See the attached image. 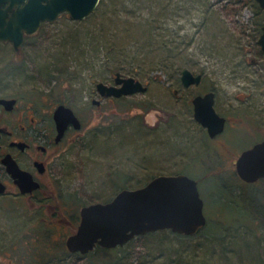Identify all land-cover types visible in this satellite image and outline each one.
Masks as SVG:
<instances>
[{"label":"rangeland","instance_id":"374dc122","mask_svg":"<svg viewBox=\"0 0 264 264\" xmlns=\"http://www.w3.org/2000/svg\"><path fill=\"white\" fill-rule=\"evenodd\" d=\"M259 7L257 0H101L90 19L74 21L67 14L43 25L19 58L10 44L0 42V67L15 70L17 95H32L48 108L64 101L76 107L86 123L84 141L65 148L58 181L74 207L71 215L79 216L84 205L112 198L115 189L134 188L151 176L177 173L187 166L185 174L201 179L209 229L218 236L215 242L174 238L164 244L166 250L176 249L172 259L197 263L215 255L214 264H264V182L243 186L231 173L235 164L225 165L219 179L207 177L201 165L176 164V147L190 135L164 136L176 113L175 119H186L180 110L186 96L208 88L216 91L219 109L226 110L231 97L235 107L250 105L253 115L239 125H258L264 135V56L258 51L264 17ZM249 52L258 64L248 61ZM185 68L200 73L203 81L179 97L178 81ZM118 70L141 79L149 90L136 97L103 101L100 109L94 108L88 97L96 91V83L112 81ZM154 122L160 123L162 134H144L143 130L156 131L151 128ZM59 193L33 199L34 207L27 200L22 215L0 210V264H9L13 256L16 264H39L34 259L35 245L48 239L58 245L74 232L72 218L56 226L49 223L56 220L54 216H65L51 205L58 204ZM235 197L240 199L231 203ZM22 222L27 229L22 230ZM143 242L136 241V249H130L133 257L148 251H143ZM203 242V247H197ZM154 255L161 257L155 264H167L161 247ZM67 261L54 264H74L76 258L69 256Z\"/></svg>","mask_w":264,"mask_h":264},{"label":"water","instance_id":"95a60500","mask_svg":"<svg viewBox=\"0 0 264 264\" xmlns=\"http://www.w3.org/2000/svg\"><path fill=\"white\" fill-rule=\"evenodd\" d=\"M264 8V0H257ZM100 0H0V40L11 41L16 48L24 43V34H34L43 22L55 21L63 12L74 20H82L93 14ZM3 4H7L4 7ZM259 38L264 50V25ZM117 85L97 83V90L104 97L130 95L147 91V86L134 76H115ZM203 76L185 68L181 74L186 88L200 84ZM121 84V86H119ZM215 93L197 95L194 99L195 119L208 129L211 135L220 133L226 120L214 108ZM0 103L12 106L16 100L1 99ZM54 116L61 134L72 122L78 128L81 122L71 107L58 106ZM7 162V161H6ZM237 171L247 182L264 178V141L247 149L237 160ZM11 172L20 178L23 191H33L39 184L19 168L10 165ZM0 190L5 186L0 183ZM197 180L185 174L158 175L143 187L123 188L110 201L92 202L80 210L81 220L75 233L66 241L67 249L74 253L88 254L96 246L114 249L125 246L140 235L171 229L176 234L197 235L207 224Z\"/></svg>","mask_w":264,"mask_h":264},{"label":"flooded vegetation","instance_id":"af4514ba","mask_svg":"<svg viewBox=\"0 0 264 264\" xmlns=\"http://www.w3.org/2000/svg\"><path fill=\"white\" fill-rule=\"evenodd\" d=\"M3 6L7 7V4H3ZM261 8L262 9L260 13H262L264 17V8L262 6ZM67 14L69 13L68 12L61 13L59 18L62 15H67ZM69 16L71 17V14H69ZM88 17L82 20H86ZM59 18L55 21L43 22L40 26L41 28L34 34L25 33L24 43L19 48H16L14 46V43L11 41L0 40V42L1 43L6 42L10 44L11 48L15 51L16 55L19 58L24 55L23 48L27 45V43L30 41L31 38L35 39L38 36L37 34L43 28L42 26L48 23H55L56 21L59 20ZM82 20H74V21H82ZM259 44L260 41L258 45ZM250 49L248 48V50ZM258 51L261 56H264V50L262 49L261 44ZM247 59L248 61L253 62L254 64L259 63L256 57L252 54V52H249ZM13 72H15V70H11L6 66L0 67V100L1 99L16 100V103L12 106H9L10 105L9 103L7 104L0 103V183L3 186H5L4 191L0 190V210L2 212H5V214L9 213V215L14 211L21 212L22 215L23 212H26L27 210V205H26L27 200H29L31 203L33 199H37L38 197L44 195L54 196L57 195L56 193L59 192H60L59 194L62 193V190L60 189V187H58L59 185L58 181L61 177V167L63 162L62 159L66 152L65 148L70 143H74L76 141H81V140L84 141V137H82V132L86 128L85 126L86 123L82 119L81 115H79L78 109L76 107H73L65 103L64 101L60 103L59 102L53 103L55 107L48 108V106L46 107L45 103H42L41 100L40 101L36 100L35 97H32V95L28 97L19 94L17 95V93L13 89L16 81L14 79ZM116 73L112 81H107L104 83L108 85H117L115 80ZM122 76L127 77L125 75ZM97 83H96V91H93V93L88 97L89 101H91V103L93 104L92 106L96 109L97 108L100 109L104 105L103 101H108V100L119 101L125 98H130L131 96L136 97L138 95L145 94L149 90L148 85L144 83L147 86V91L145 92L134 93L130 95H122L119 97H115V96L104 97L100 94V92H98ZM197 85H192L186 88H193V86H197ZM119 86H121V84H119ZM211 91L215 93L214 108L217 110L219 116L224 117L226 120L224 128L221 130L220 133H217L215 135H211V133L208 132V129L195 119V110H194L195 108L194 98L197 97V95L204 96ZM97 93L100 95V97H96L98 95ZM233 98L234 97H231L227 100V102L225 103L226 110H222L218 108L219 103H218L217 94L216 91L213 89L209 90L208 88L205 91H203L202 89L196 95L192 94L186 96L185 102L183 103L184 108L180 109L182 110L181 115L186 116V119L185 118L180 119V121L179 119H175L177 115L176 113L174 115L175 118L169 120L170 122L169 127L165 130L164 136L168 133H179L178 136L179 138H182L181 135L182 136L190 135L188 137H184L183 138L184 140H182L183 144L182 142H180V144L178 143L179 146L176 147V150L178 149L177 150L178 152L176 154L178 156V160L176 161V164L186 163L189 164L188 167H190V165L192 164L201 165L202 168L205 169L204 172L205 175H207V177L209 175H214L217 176L218 179H219L218 175L222 174V172L219 171L227 168L224 167L225 165L232 167L235 164V167L234 169L232 168L233 170H231L232 171L231 173L233 175H236L237 180H239L243 186H248V185L254 186L259 182H264V178H259L256 182L244 181L237 171L236 163L245 150L256 146V144L260 142H263L264 135L262 136L260 134L261 129L259 128L258 125L241 127L242 126L241 124L243 123L244 120L243 118L246 119V116L253 115L254 109H252L250 105H248L247 107L244 106L235 107L234 104H236V102L235 99ZM63 104L72 108L74 114L78 116L81 122V127L78 128L77 126H75L74 123L70 122L67 124L66 126L67 128L64 130V132L61 134L59 127L57 126V121H56V117L54 116V113L58 108V106ZM239 123L241 124L239 125ZM151 128L152 129L155 128L156 131L154 133H149V130L145 131L142 128L139 129L143 130L144 134L146 135L162 134L159 122H154V125H151ZM114 133H115V129L113 134ZM109 138L110 137H106V139ZM98 139L99 138H95L94 140H98ZM248 142L249 144H247ZM163 163L165 164V162ZM11 164L13 165L14 168H19L20 170H23L26 173H28L32 177L33 183L36 182L37 184H39L38 188H34L33 191H27V192L23 191V187H21L20 178L15 176V174L11 172V168H10ZM202 164H204L205 167ZM158 166L164 167L163 164ZM182 167L183 169H181L177 173L167 172V173H159L154 176H151L148 181H146L144 184L140 183L139 185L141 186H137V187L145 186V184L152 181L158 175L185 174V171L187 170L185 168H187V166H182ZM188 177H192V176H188ZM196 180L199 188L201 179L199 178ZM123 188H129V187L123 186L121 187V189H119V191L122 190ZM134 188H129V189H134ZM236 198L240 199L238 197H235V199H233L231 203L234 200H236ZM59 200L60 199L58 198V204L56 205L51 204L53 210H56V208H58L59 210L61 209L62 205H60ZM32 204L34 207L36 205V202L34 201L32 202ZM204 208H205V201H204L203 211ZM54 217L56 218L55 221L53 220L49 221V223L52 224L53 226H56L59 224V222L62 223L66 221L65 219H67V217H65L64 215L61 217H56V216ZM80 220H81V216H80ZM206 222L208 224V218ZM21 227L22 228L24 227L23 229L21 228L22 230L27 229L26 225L25 226L23 225V222L21 224ZM75 232L76 230L71 234ZM9 253L10 256L13 255L12 250H9ZM9 264H16V261L14 260V256L13 258L11 257V261Z\"/></svg>","mask_w":264,"mask_h":264},{"label":"trees","instance_id":"16d2710c","mask_svg":"<svg viewBox=\"0 0 264 264\" xmlns=\"http://www.w3.org/2000/svg\"><path fill=\"white\" fill-rule=\"evenodd\" d=\"M259 9L261 10L262 8L259 7ZM98 10H99V8H97L95 11H93V14H91L87 19H90L95 14H97ZM261 30H262V28L259 27V33H262ZM119 69H123V68L120 67ZM178 83H179L178 87H179V97H180L183 93H186V91H188L189 88H185L182 85L181 79L178 81ZM138 186H141V185H138ZM115 190H117L116 191V193H117L118 189H115ZM59 198H60V200H59L60 205H62L61 206L62 210L60 209V212L64 213L65 217L72 218L71 219V225L74 227L75 230H77L78 224L80 221V216L71 215V211L74 207H73V205H71V201L66 194H63V193L60 194ZM111 199L112 198H107V199H104L101 201L107 202V201H110ZM80 204H81V202H79V205ZM209 224H210V222H208V224L206 226H204L198 232L197 235H192V236H186L184 234L180 235V234L174 233L171 229L159 230L156 233H147V235L137 236L135 239H133L132 241L125 244V246H117V247H114V249L105 248V247H101L98 245L94 248V250H92L88 254L73 253L70 250H67L65 241L60 242L57 245L56 242H54L55 240H53V239H51V240L48 239L46 241V243H43L44 242L43 241L42 243L35 245V247H33L32 249H34L35 252H38V254L36 256H34V259L36 260L35 263H39V264H54V263H58V262L67 263L68 262L67 259L69 256L76 258V262H74V264H78V262H81L84 260H87L88 264H155L156 260L161 259V257L154 255L156 248H159V247H161L162 254H165V255H163L166 257L164 259V262L166 260L167 264H214L215 260H216L215 255L213 257L212 256H206V257H203L202 259H197V263L194 261V259H191L188 262L185 260H181L182 258L181 259L179 258L177 260H173L171 255L176 254V252H177V251H175L176 249L171 247L172 249L166 250L165 245H164L166 242H169L170 240L174 241V238H181V237H188V238L201 237L202 241H204V242L208 241V240L215 242L216 241L215 235L218 236V232L210 230ZM140 240L144 241L142 244L143 251L144 250H148V251H146L142 255V257L137 256V258H136V257H133V255H131L133 253L130 251V249L131 248L136 249V246H137L136 241H140ZM204 242H203L202 246L200 245L197 247H203ZM32 244H33V242H31V245ZM199 244H201V243H199ZM41 247H43V248H41ZM40 248H41V250H40L41 252L39 251ZM216 248H217V246L215 244L213 249L215 250ZM224 248H225V244H222L221 250H223ZM189 249L190 248H187L185 250L189 251ZM222 252H225V249ZM211 253H212V251H211ZM202 254H204V253H202ZM150 255H151V257L149 258ZM145 256H147L148 259L145 260V258H144ZM182 256H183V252L182 253L180 252L179 257H182ZM190 256L193 257V254H190Z\"/></svg>","mask_w":264,"mask_h":264}]
</instances>
